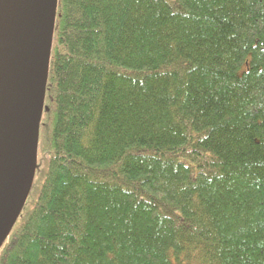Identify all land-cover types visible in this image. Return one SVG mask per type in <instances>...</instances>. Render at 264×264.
I'll list each match as a JSON object with an SVG mask.
<instances>
[{
    "label": "trees",
    "instance_id": "1",
    "mask_svg": "<svg viewBox=\"0 0 264 264\" xmlns=\"http://www.w3.org/2000/svg\"><path fill=\"white\" fill-rule=\"evenodd\" d=\"M35 164L0 264H264V0H57Z\"/></svg>",
    "mask_w": 264,
    "mask_h": 264
},
{
    "label": "water",
    "instance_id": "2",
    "mask_svg": "<svg viewBox=\"0 0 264 264\" xmlns=\"http://www.w3.org/2000/svg\"><path fill=\"white\" fill-rule=\"evenodd\" d=\"M56 1L0 0V247L34 180Z\"/></svg>",
    "mask_w": 264,
    "mask_h": 264
},
{
    "label": "rangeland",
    "instance_id": "3",
    "mask_svg": "<svg viewBox=\"0 0 264 264\" xmlns=\"http://www.w3.org/2000/svg\"><path fill=\"white\" fill-rule=\"evenodd\" d=\"M33 186H35V183H33ZM34 193H35L34 188H32L30 191V196L33 197ZM31 197H30V199H31Z\"/></svg>",
    "mask_w": 264,
    "mask_h": 264
}]
</instances>
